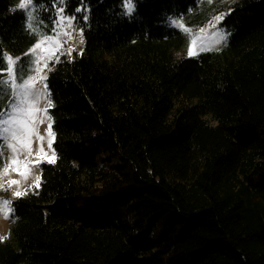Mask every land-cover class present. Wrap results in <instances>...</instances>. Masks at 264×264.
<instances>
[{
    "label": "trees",
    "instance_id": "trees-1",
    "mask_svg": "<svg viewBox=\"0 0 264 264\" xmlns=\"http://www.w3.org/2000/svg\"><path fill=\"white\" fill-rule=\"evenodd\" d=\"M17 1L0 69L38 38ZM35 2L51 23L56 0ZM132 3L64 0L85 46L46 74L57 159L14 203L0 264H264V0L232 4L227 48L195 58L170 21L199 0Z\"/></svg>",
    "mask_w": 264,
    "mask_h": 264
},
{
    "label": "rangeland",
    "instance_id": "rangeland-1",
    "mask_svg": "<svg viewBox=\"0 0 264 264\" xmlns=\"http://www.w3.org/2000/svg\"><path fill=\"white\" fill-rule=\"evenodd\" d=\"M238 0H199L198 5L193 8L187 15L183 17H177L170 21V25L178 28L173 23L174 21H182V23L189 29H191L192 33L202 35L203 40L202 43L206 45V47L210 50L201 51L200 53L207 52V51H215V50H225L228 46L230 33L227 31L226 27L224 26L223 22L225 21L226 17L230 14L232 10V4H234ZM21 3V0L17 1L16 7L19 8V4ZM64 6V0L63 3H61V0H56V3H54V6L52 7L51 14L48 15V17L52 20V22H44L41 21V26L38 23V17L36 10L32 12V15L34 19L31 21L33 30L37 33L38 38L34 45L29 47V49L22 55L14 56L11 54H7L6 57L11 56L17 61L16 68L18 76L20 74V70L23 69V76L27 78L28 76H36V72L33 71V68L35 65L33 64L34 57L29 55L31 52V49L40 41L42 35H54L56 30V21L59 19L58 11L59 9ZM14 7L13 10L16 8ZM21 9V8H20ZM64 9V8H63ZM24 10V9H23ZM27 14V11L24 10ZM80 11V10H79ZM81 12V11H80ZM63 15L65 17L72 18V28L71 29H65L66 31H69L71 33V38H68L67 36H62L60 39L62 41V48L57 52L58 59H68L72 60L75 55H79L84 50L85 46V38L84 35L82 36L83 43H81V35L80 33L83 31L80 28H77V19L78 16L75 14H66L63 12ZM223 15L225 18L223 21H221L219 24L216 25L215 28L212 27L213 23L215 22V17ZM28 19V14H27ZM29 23V20H28ZM180 29V28H178ZM201 29H204V32L201 34ZM181 30V29H180ZM221 30L223 31L227 38L225 40L218 41V37L216 35L217 31ZM182 31V30H181ZM184 35V42L181 47L177 48L174 52L176 57H183V58H189L187 56V52L189 49L190 44V37L182 31ZM69 49H74V51H71V54H68ZM199 53V54H200ZM197 57V56H195ZM191 57V58H195ZM55 61H49L48 67L44 69L43 73L41 75H46L49 72L50 66ZM7 65V60H6ZM41 66H43L41 64ZM7 67V66H6ZM7 79L6 76L0 75V80ZM38 82L35 84V91L39 94L37 97L38 99V108L41 109V111L35 113L37 116V120H42L43 123H38V130L39 135L45 137V141L43 144L44 152L47 153V157H52V151L54 149V141L52 143V149L50 150L48 148L47 144V131H48V119L45 117V113L43 109H47V116L49 115V109L48 103V91L44 89V81H39V78L37 77ZM12 100V96L10 94V91L5 89L4 95L0 96V112H6L9 109L10 101ZM52 125V122H51ZM52 132L53 128L51 129ZM55 134V133H54ZM7 142L3 140V144H6ZM40 140L33 138V143L31 145L33 156L28 157V161H30V167H31V174L28 175L27 179H23L20 175H18L16 172L11 171V168L9 169L8 175H3V169L9 165L10 158L12 156L11 150L5 148H2L0 150V185H3L2 188H0V200H8L11 201V208L13 211L10 213L9 217L6 219L4 217V214L2 211H0V242H13V234L12 229L14 225V203L20 199L27 197L31 194L36 193L42 183V174H41V168L44 164H50L47 160V158H44L43 156L39 157V163H36L37 157L35 156V153L38 151L40 147ZM25 155L20 156L21 160H24L26 158ZM56 152H55V162L56 163ZM14 167V166H13ZM40 177L39 186H36V180L35 177ZM11 180H17L20 181L19 185H12L9 187V182ZM17 191L25 192V195H22L20 197H17L15 193Z\"/></svg>",
    "mask_w": 264,
    "mask_h": 264
},
{
    "label": "snow or ice",
    "instance_id": "snow-or-ice-1",
    "mask_svg": "<svg viewBox=\"0 0 264 264\" xmlns=\"http://www.w3.org/2000/svg\"><path fill=\"white\" fill-rule=\"evenodd\" d=\"M63 3V0H61ZM124 6L127 9V13L131 15L135 6L132 0H124ZM21 9L27 11L28 14V28L32 29L31 21L34 19L32 12L38 7L35 0H21L18 6ZM64 9L61 7L58 11L59 19L56 21V30L54 35H42L40 41L31 49L29 55L34 57L33 64L35 67L33 71L36 72V76H28L25 78L23 76V69L20 70L18 76L16 64L17 61L11 56L6 57L7 67L5 69H0V75H4L7 79L0 80V96L4 95L5 89L10 91L12 100L9 104V109L6 112H0V139L6 141V144L0 145V149L7 148L11 150L12 156L10 158V163L3 169V175L9 174V169L16 172L23 179H27L28 175L31 174L30 161L28 157L33 156L32 143L33 138L39 139L41 144L38 151L35 153L37 157L36 163H39V157L43 156L47 158L49 163L55 162V151H52V157L48 158L47 153L44 152V141L45 137L39 135L38 123H43L42 120L38 121L35 113L41 111L38 108L39 94L35 91V84L39 81H44V89L47 90V76L41 75L44 69L48 67L49 61L59 62L57 52L62 48V36H67L71 38V33L65 29L72 28V18L65 17L63 15ZM224 16L220 15L215 17V22L212 27L215 28L217 24L224 20ZM176 27L180 28L184 33L190 37L189 49L187 56L189 58L198 56L201 51L210 50L202 43L203 36L192 33L191 29L187 28L182 21L173 22ZM204 29H201V34ZM81 35V43H83V33ZM220 40H225L227 38L226 34L218 30L216 33ZM74 49H69L68 54H71ZM41 64L43 66H41ZM50 70V69H49ZM50 96V93H47ZM52 103L49 100L48 107H52ZM45 117L48 119V131H47V144L48 148L52 149V143L55 140V134L52 132L51 118L47 116V109H43ZM26 155L24 160L20 159V156ZM14 166V167H13ZM36 186H39L40 177H35ZM20 181L11 180L9 182V187L12 185H19ZM3 185H0L2 188ZM25 192L17 191L15 195L20 197L25 195ZM0 211L3 212L4 217L7 219L10 213L13 211L11 208V201L0 200ZM3 239V238H0Z\"/></svg>",
    "mask_w": 264,
    "mask_h": 264
}]
</instances>
